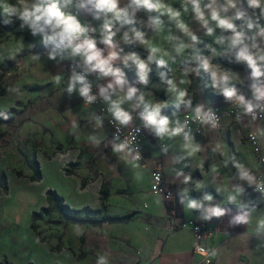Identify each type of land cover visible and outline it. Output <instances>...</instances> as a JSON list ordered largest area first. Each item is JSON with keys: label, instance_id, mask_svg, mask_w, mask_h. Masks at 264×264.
I'll return each instance as SVG.
<instances>
[{"label": "crops", "instance_id": "1", "mask_svg": "<svg viewBox=\"0 0 264 264\" xmlns=\"http://www.w3.org/2000/svg\"><path fill=\"white\" fill-rule=\"evenodd\" d=\"M124 3H127V0H122V6ZM166 3L180 7L178 0H166ZM66 11L75 14L76 10L69 7ZM0 13L4 16L2 11ZM249 14H253L252 10H249ZM78 15L82 23H91L96 27L102 23L90 15L84 13ZM140 15L144 16V13ZM163 19L165 27L159 34H154L139 24L135 26L147 32L149 44L171 52V44L166 39L169 34L168 28L172 27L175 35L179 36L182 33L169 24L167 17ZM184 20L202 41L198 47L203 54L211 55L205 48L207 44H213L220 50V46L215 45L213 37L206 36L191 15L186 14ZM130 27L132 26L126 25L122 31ZM220 31L217 29L216 35H219ZM184 39L190 42L187 37ZM117 42L119 47L124 49L123 54L131 53L130 48L147 51L142 45H128L119 41V36ZM23 50L29 52L24 54L16 65L9 67L1 79L3 84L8 85V90L0 97L6 101L5 107H1L0 111H8L20 100L19 103L25 110L33 112L31 118L41 129L43 139L46 137V142H53L55 145L52 146L50 158L36 160L42 175L41 181L30 182L27 178L14 177L21 186L29 185L33 188L38 198L31 194L21 200L20 210L23 215L16 212L0 217V234H7L9 237V249L2 251L0 263L5 259L7 264H96L98 255H106L108 264H202V258L193 253L192 232L188 229L172 228L167 219V209L173 206L179 216L200 220L198 210L188 209L180 203L178 193L187 187L190 199H201L208 193L214 197L213 204H220L228 209V214L224 217H213L211 221H207L214 223L219 220L220 223L219 233L208 242L209 247L215 252L213 264H264V237L258 238L255 234L257 221L264 218V194L255 191L254 187H249L238 178L233 180L236 169L231 163L228 167L222 164L223 160H230L231 156L235 155L239 162L256 175L259 174L261 166L245 141V135L250 131H256V126L264 124V121L262 123L256 121L255 124L245 127L237 124L231 117L224 116L218 128L211 129L207 126L202 135L194 136L203 150L180 164H172L171 161L175 156L183 154L182 137L169 141L167 155L163 154L150 138H146L143 149L144 164L132 162L125 158L124 154L112 152L108 126L104 122L102 127L95 126L93 119L95 108L85 105L78 93L70 96L64 91L69 77L66 73L69 60H50L47 53L51 46L45 48L39 37H33L28 29L20 28L15 34L0 38V64L5 60H15ZM190 52L191 50H188L183 56L177 57L175 63L169 61L167 67L169 78H174L177 82L181 79V62L188 58ZM172 54L175 55L174 52ZM34 55H39L40 58L35 59ZM147 55L142 58L146 59ZM220 61H225V64H221ZM212 62L239 73L245 83L237 84V87L247 97H251L249 87L252 82L251 69L246 64L231 62L229 57L223 56L215 57ZM119 66L123 68L127 78L130 70L123 64ZM196 66L194 63L193 67ZM91 79L97 85L107 83V79L97 80L95 75H92ZM188 79L190 83L180 87L187 88L193 107L200 103L207 106L218 105L222 110L231 105L235 106L211 87L210 76L202 69ZM160 83L157 82V87H153L150 94L142 90L146 101L152 103L168 101V106L173 105L171 95ZM12 87L18 88L19 92H10L9 89ZM156 92L159 97H156ZM124 107L129 106L126 104ZM139 110H143V106ZM183 110L191 111L187 107ZM183 110L164 115L175 119L173 113H177L179 118ZM133 116L135 124L139 119L137 112H133ZM73 121L77 127H73ZM248 121L246 117L245 124H248ZM92 135L100 141L98 145L90 141L89 137ZM217 142L222 144L224 156L211 154V148ZM56 145L62 149L56 150ZM43 162L56 164L61 176V185L53 182L41 188L46 180ZM214 163L219 164L216 173L210 171ZM69 164L73 165L68 167ZM185 164L188 166L185 167ZM155 168L162 171L165 183L174 189V202H165L150 194V176ZM173 168L182 169L185 174H190L192 181L184 185L175 180ZM65 170L71 174L67 175ZM33 173V167L27 168L26 177L32 176ZM213 176L217 177L215 181ZM197 181L202 182L200 190L195 188ZM231 184H242L245 187L246 191L238 198V202L241 200L254 208L248 225H229L231 216L239 212V205L227 202L226 194L218 192L217 187L229 189ZM49 189L56 191L64 199L65 204L74 209L89 207L99 210V216L103 214L132 216L122 222L105 220L100 223L79 224L63 221L59 224H48L47 220L59 218L56 211L50 210L34 222L41 233V241L31 229V213L41 207H49L45 199V192ZM102 190L108 193L104 203L101 201Z\"/></svg>", "mask_w": 264, "mask_h": 264}, {"label": "clouds", "instance_id": "2", "mask_svg": "<svg viewBox=\"0 0 264 264\" xmlns=\"http://www.w3.org/2000/svg\"><path fill=\"white\" fill-rule=\"evenodd\" d=\"M178 3L179 8L167 4L166 0H127L123 6L122 0H16L15 3L11 0H0V11L6 17L5 23H12L15 18L21 21L20 28L28 29L33 37H39L45 48L51 46L47 53L50 60L75 62L64 91L70 96L78 93L85 105H92L98 99L106 103V110L112 117L110 122L117 130L109 142L113 153L124 154L125 158L132 162L142 159L139 146L134 143L142 130L141 127H132L129 133L131 138H120L121 129L133 125V112H137L142 121V128L148 129L160 141L166 137H182L183 154L175 156L171 161L172 164H180L203 150L195 141L188 119L181 121L177 113H173L175 119L162 114V110L169 105L168 101H146L144 92L129 83L125 71L119 65L134 67L139 77L138 82L147 88L149 74L153 71L152 65H156L158 69L167 68L170 60L175 63L177 57L191 50L188 58L181 62V79L178 82L169 78L167 72H158L160 84L166 86V91L172 97V104L177 109L182 104L191 109L195 120L203 126H209L211 129L220 126V118L213 107L205 103L193 107L187 88L180 87L190 83L188 78L202 69L210 76L211 87L235 105L237 124L245 127L255 124L258 119H264V23H261L264 20V0H178ZM69 7H74L77 14L66 11ZM249 10H252V15ZM80 13L90 15L102 23L99 27L82 23L78 15ZM141 13H144V16H141ZM186 14L191 15L206 36L213 37L220 50L213 44H207L205 48L211 55L201 52L198 45L202 41L185 22ZM163 17H167L169 24L182 33L175 35L172 27L168 28L166 39L171 44V52L149 44L148 34L142 30L147 28L152 33L159 34L165 27ZM238 21L240 23H237ZM137 24L142 28L136 27ZM126 25L132 27L122 31ZM217 29L221 30L219 35H216ZM118 36L119 41L125 44L144 46L148 51L146 59L136 52L123 54L124 49L120 48L117 42ZM220 56L229 57L231 62L237 64H246L251 69L250 98L237 87V84L245 83L239 73L212 62L215 57ZM34 58L39 59L40 56L34 55ZM194 63L196 67H193ZM77 68L81 70L77 71ZM170 71L172 72V69ZM92 75H95L97 80L107 79L106 84L97 85V94H93L94 84L89 79ZM9 91L18 93L19 89L12 87ZM126 104L128 108L124 107ZM141 106L143 110L138 111ZM246 117L250 118L248 124H245ZM93 119L96 127L103 126V116L95 114ZM77 126L73 121V127ZM249 135L253 141L264 137V127L257 125L256 131ZM89 139L97 145L100 143L95 135ZM161 151L167 155L168 145L162 143ZM211 154L224 156L220 142L211 148ZM229 163L236 169L233 180L238 178L249 187H254L255 191L264 194V182H261L250 168L239 162L235 155H232L230 160L222 161L224 167H228ZM187 166L185 164V167ZM218 167L219 164L214 163L210 171L216 173ZM173 172L175 180L184 185L192 181V176L185 174L182 169L173 168ZM216 179L217 177L213 176V181ZM201 187V181L195 182L197 190ZM217 191L226 194L227 202L239 205L240 210L231 216L229 225H248L254 208L241 200L238 202V198L246 191L245 187L242 184H231L229 189L217 187ZM188 193L187 187L179 191L180 203L188 209L198 210L200 220L211 221L213 217L221 218L228 214V209L212 203L214 197L211 194L205 193L201 199H190ZM167 198L172 199L171 193ZM255 234L258 238L264 237V218L257 221ZM197 251L207 255L203 248H197ZM212 255H215V252ZM96 264H108L107 256L98 255Z\"/></svg>", "mask_w": 264, "mask_h": 264}, {"label": "rangeland", "instance_id": "3", "mask_svg": "<svg viewBox=\"0 0 264 264\" xmlns=\"http://www.w3.org/2000/svg\"><path fill=\"white\" fill-rule=\"evenodd\" d=\"M11 2L15 3L16 0H11ZM256 11L258 12V10ZM263 21L264 20L261 22ZM20 23L21 21L13 18V22L7 24V28H9L8 31L0 29V38L2 39L10 34H15L16 31L20 29ZM238 23L240 22L238 21ZM128 69L130 70L127 75L129 83L143 90L146 94H150L153 91V85H156L157 82L160 81L158 72L164 71L163 69L154 68L152 66L153 71L149 74V85L145 88L144 85L138 82L139 77L136 75L135 68L129 67ZM1 86L8 90V85L1 82ZM162 87L165 86L162 85ZM155 95L159 97L158 92H156ZM19 102L20 100L16 101L15 105L7 111L10 118L9 122L7 124H0V217L7 214H15L16 212L23 215L20 210L21 200L27 198L31 194L38 198L33 188L29 185L21 186V183L15 178L28 179V177H26L27 168L34 167V162L37 159L43 160V157L50 158L52 146L55 145L53 142H46V137L43 139L41 129L37 127L38 124L31 118L33 112L25 110ZM5 105V99L0 98V108L5 107ZM55 149L61 150L62 147L56 145ZM42 165L46 180L42 183L41 188L53 182L61 185V176L57 170L56 164L51 165V163L43 162ZM15 172H21L22 177L18 178ZM3 173L6 176L5 181L3 180ZM27 179L26 182H28ZM5 186L7 192L3 194ZM39 209L37 211H39ZM37 233V236L42 241L41 233L38 230ZM7 249H9V237H7V234H0V255L3 250ZM2 263L7 264L5 259L2 260Z\"/></svg>", "mask_w": 264, "mask_h": 264}, {"label": "built area", "instance_id": "4", "mask_svg": "<svg viewBox=\"0 0 264 264\" xmlns=\"http://www.w3.org/2000/svg\"><path fill=\"white\" fill-rule=\"evenodd\" d=\"M75 14L76 11L74 12ZM75 62L72 60H69L67 63L66 73L68 76L71 74V69L74 66ZM80 68H77V71H80ZM89 79L92 81L91 76ZM94 84L93 88V94H97L99 91V88L97 84ZM84 102V100H83ZM95 108V114L103 116V122L108 126L110 130V139L112 140L114 135L116 134V127L113 123L110 121L112 120L111 115L107 112V105L102 99H98L96 102H94L92 105H89ZM214 110H216L217 115L220 118V123L222 121V118L224 116L231 117L235 121V113L236 108L235 106H228L224 110L218 105H212ZM142 111V110H139ZM188 119L190 127L192 129V132L194 136H200L203 134L205 128L207 126L201 125L198 121L195 120L194 114L191 113L189 110H183L180 113L179 119L181 121ZM250 119V118H248ZM264 119H258L257 122L262 123ZM141 127V132L138 134L135 140V144L139 146L142 159L137 162L140 164H144V155H143V149L146 138H150L154 145L161 150L162 143L167 144L171 139L165 138L163 141H160L159 138L155 137L153 134L149 132L148 129L142 128V121L138 119V122L133 124L132 126L128 128H122L120 131V138L123 140L125 137L131 138L129 136V133L132 131V127ZM260 127H264V124H261ZM255 131H250L245 135V141L248 143L249 147L251 148L252 153L254 154L255 158L259 162L261 166V171L257 175L258 179L261 182H264V137H258L256 141H253L250 133ZM173 139V138H172ZM157 176H159V180H157ZM171 193L172 199L169 200L167 197ZM150 194L155 197L161 198L165 202H174L175 201V192L172 187L167 185L164 181L163 173L158 168H155L151 172L150 176ZM167 219L174 229H188L193 234V253L197 254L202 258V264H213V251L212 248L209 247L208 242L215 238L217 234L219 233V220L216 222H207L197 219H185L184 217H181L178 215L176 209L171 206L167 209ZM197 248H203L207 255L202 254L197 251Z\"/></svg>", "mask_w": 264, "mask_h": 264}, {"label": "trees", "instance_id": "5", "mask_svg": "<svg viewBox=\"0 0 264 264\" xmlns=\"http://www.w3.org/2000/svg\"><path fill=\"white\" fill-rule=\"evenodd\" d=\"M5 19L6 17L0 13V29L3 31H8L9 30V28H7L8 23H5ZM130 49L132 50V52L139 53L142 57H145L148 54V52L143 49H135V48H130ZM27 52H29V50H23L16 57L15 60H5L2 64H0V72H1L0 74V97L4 96L7 91L5 87L1 86L2 76L5 74V72L7 71L9 67L16 65V63H18L20 58ZM220 63L225 64V61H220ZM152 66L156 68V65H152ZM167 69L168 68H164L163 70L167 72ZM185 107L186 106L182 104L177 109L174 105H170V106L165 107L162 110V114H168V113L175 112L177 110H183L185 109ZM9 119H10L9 113L7 111H0V124H7L9 122ZM70 165H73V164H69L68 167ZM33 172H34L33 175L28 177L29 181L30 182L41 181L42 175H41L39 163L37 161L34 162ZM65 172L67 175L71 174L68 170H65ZM15 175L18 178L22 177L21 172H15ZM2 176H3V180L5 181L6 179L5 174L3 173ZM6 192H7V188L5 186V188L3 189V194H6ZM107 197H108V193L102 190L101 191V201L103 203L105 202ZM45 199L50 208L41 207L39 211H33L31 213V220H32L31 229L36 233H37V228L35 227L34 222L41 219L42 216L47 214L51 209L58 213L59 218L56 220H47L48 224H59V223H62L63 221H65L66 223H79V224L81 223L83 224L100 223L105 220H110L113 222H122L132 216V214L125 215V216H109V215L103 214L99 216V213H100L99 210H94L89 207H83L81 209H74V208L69 207L67 204H65L64 199L61 196H59L56 191L50 190V189L45 192Z\"/></svg>", "mask_w": 264, "mask_h": 264}]
</instances>
